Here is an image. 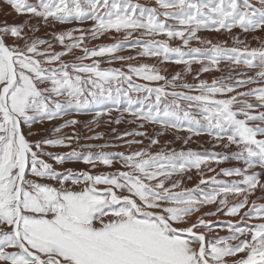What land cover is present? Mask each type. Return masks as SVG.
I'll return each mask as SVG.
<instances>
[{
    "label": "snow or ice",
    "instance_id": "snow-or-ice-1",
    "mask_svg": "<svg viewBox=\"0 0 264 264\" xmlns=\"http://www.w3.org/2000/svg\"><path fill=\"white\" fill-rule=\"evenodd\" d=\"M4 4L0 264H264V0ZM101 121L136 128L106 139ZM201 135L230 151L187 148Z\"/></svg>",
    "mask_w": 264,
    "mask_h": 264
},
{
    "label": "rangeland",
    "instance_id": "rangeland-1",
    "mask_svg": "<svg viewBox=\"0 0 264 264\" xmlns=\"http://www.w3.org/2000/svg\"><path fill=\"white\" fill-rule=\"evenodd\" d=\"M134 2H135V0H134ZM139 2L140 3L151 4L152 3V0H139ZM4 6H6L4 4V0H0V23H3L5 20H7V22L9 24H11V23H19L20 22V18L16 17L14 13H11V10L9 8H8V10H6L4 8ZM65 26H67L66 28H69L68 26L75 27L76 25H65ZM87 26L88 25H85V27H87ZM60 28H64V27L63 26H59V29ZM51 31L52 30H50V29H42L41 32L38 33V35L44 36L45 33H49V35H50V32ZM202 33H205V32H202ZM212 34H214V33H212ZM49 35L47 37H51ZM203 36L205 38L210 37L209 39H214V37H215V36H211V35H208V34H206V36L205 35H203ZM113 42L114 41H112L109 37L105 36V37H103V38H101L99 40L91 41L89 43V47H95V46L100 45V44H109V43H113ZM172 44H173V46H176L177 44H179V41H173ZM228 44H229V46H231V43H228ZM192 46L195 47V46H199V45H197L195 42H193ZM138 51H139V49H130L129 48V49H126L125 51H123V52H121L119 54L120 55H124V56H135ZM127 63H132V64H138V63L158 64V61L156 59L140 58L138 60H133V61H127V62H125V64H127ZM101 66L102 67L121 68L122 67V64H121V62L117 61V62H114L112 65L102 64ZM161 67L166 68L167 71H166L165 74L168 75L169 77H171V75H173L176 71H179L180 70V67H182V66H177V65H173V64H167V65H165V66L163 65ZM198 67H199L198 65H194V69H197ZM221 67H226V65H221ZM124 70H126V67H125ZM221 75H222V73H219V72L207 73V74L202 75L201 76V79L211 80L213 78L220 77ZM137 82L138 83H142L143 81H137ZM187 82H189V83H196V81L193 80L192 76H188L187 77ZM243 90H245V89H240V91H243ZM116 115H118V114L117 113H113L112 114L113 117H115ZM81 117H83V116L76 117V118H78V119L81 120ZM61 122L62 121H54L52 123L53 124H59ZM46 127H48L50 129L52 127V125L49 124V125H46ZM91 127L95 129V126L94 125L91 126ZM112 128H116L117 129V133H123L126 130H133V129H135L136 128V125L135 124H127V123H121L120 125H114V124L113 125H107V124L104 123V129H105V131H103V132L105 133V138L106 139L109 138V137H113V136L116 135V133H113L111 131ZM148 130L150 131L151 129H148ZM95 131H98V130L95 129ZM85 134H95V133L94 132H88L87 130H85ZM150 135H152V134H150ZM199 137H204V139H200V140H196V141H194V140L190 141L189 142L190 145L188 144L187 145V148L189 147V148H191V149H193V150H195L197 152H200V153H203V152L225 153L226 151L227 152L230 151V150H227V149L222 148L223 147L222 145L219 146V148L218 147H214L215 141L212 140V138L209 137V136H207V135H205V136L204 135H201ZM205 137H207V138L205 139ZM193 138H196V136H194ZM162 141H173L172 147H175L178 151L185 147L183 145V143L181 142L182 140L162 139ZM95 142L96 143H101L103 141H95ZM174 142H175V144H174ZM225 143H226V141H225ZM228 162L229 161L225 162L224 164H222V166L220 165L219 167H229V166L226 165ZM213 166L215 167V165H213ZM73 167H76V168L80 169V168H85L86 166L85 165H83V166H77L76 165V166H73ZM217 170H219V168H217ZM192 175H193L192 181L187 182L189 187L194 186L196 183H198V180H199V176L198 175H196L195 173H193ZM209 175H212V174H209ZM218 178H224V177H218ZM224 179H228V178H224ZM214 207L215 206H208V208H206L205 211H207V210H213ZM222 219H227V218L226 217H222ZM220 234L221 235H224L226 233L221 232Z\"/></svg>",
    "mask_w": 264,
    "mask_h": 264
},
{
    "label": "bare ground",
    "instance_id": "bare-ground-1",
    "mask_svg": "<svg viewBox=\"0 0 264 264\" xmlns=\"http://www.w3.org/2000/svg\"><path fill=\"white\" fill-rule=\"evenodd\" d=\"M4 8L6 9V10H8V7L7 6H4ZM58 27V29H59V26H57ZM64 28H66L67 26H63ZM69 28L71 27V26H68ZM206 34H208V35H211V36H215L214 37V39H212V40H214V41H219V40H228V43H231V40L227 37V36H223V35H220V34H216V33H214V34H212V33H210V32H205V33H200L199 35H201V36H203V35H205L206 36ZM50 36V35H49ZM47 38H49V39H51V37H47ZM208 38H210V37H208ZM253 44H254V42H253ZM57 51H59L60 49H59V47H57V49H56ZM112 65V64H111ZM165 66V65H164ZM218 78V77H217ZM90 119H92V117H90V116H83V117H81V120L82 121H87V120H90ZM93 126V125H92ZM148 129H151L150 131L148 130ZM38 130V129H37ZM99 132H103V131H105V129H104V122L103 121H101V127L100 128H98L97 129ZM146 131H148L150 134H153V126H151V125H149V126H147L146 127V129H145ZM65 131L66 132H69L70 133V130H68V129H65ZM42 134H46V133H42ZM179 135L181 136V137H184V136H186V135H188L187 133H179ZM205 136V135H204ZM162 139H172V140H174L175 139V134L174 133H168V134H166L165 136H163V137H161ZM207 137H205V139H206ZM200 139H204V137H196V138H192V140H194V141H196V140H200ZM211 140V139H210ZM209 140V141H210ZM182 142V141H181ZM145 143H147V141L145 142ZM177 143V142H176ZM179 143V142H178ZM174 144H175V142H174ZM182 144V143H181ZM180 145V144H179ZM189 145H190V143H189ZM175 146V145H174ZM178 147V146H177ZM181 148V147H180ZM189 148V147H188ZM219 148V147H218ZM223 148V147H222ZM199 150V149H198ZM57 151H59V150H57ZM60 151H64V149H60ZM66 151V150H65ZM200 151V150H199ZM217 151V150H216ZM203 152V151H202ZM227 152V151H226ZM204 153V152H203ZM227 166H229V167H242L243 165H242V163H237V162H235V161H229L227 164H226ZM71 166H76V165H71ZM77 166H83L82 164H78ZM222 166V165H221ZM224 166V165H223ZM257 171H259L260 169H256Z\"/></svg>",
    "mask_w": 264,
    "mask_h": 264
}]
</instances>
